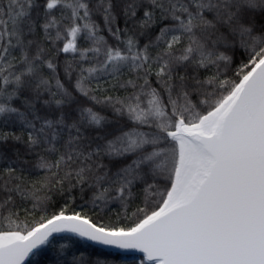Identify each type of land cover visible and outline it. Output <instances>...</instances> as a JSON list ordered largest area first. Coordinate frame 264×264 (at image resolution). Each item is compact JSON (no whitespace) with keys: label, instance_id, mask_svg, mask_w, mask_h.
<instances>
[{"label":"snow or ice","instance_id":"6c2138e0","mask_svg":"<svg viewBox=\"0 0 264 264\" xmlns=\"http://www.w3.org/2000/svg\"><path fill=\"white\" fill-rule=\"evenodd\" d=\"M85 243L264 264V0H0V264Z\"/></svg>","mask_w":264,"mask_h":264},{"label":"trees","instance_id":"16d2710c","mask_svg":"<svg viewBox=\"0 0 264 264\" xmlns=\"http://www.w3.org/2000/svg\"><path fill=\"white\" fill-rule=\"evenodd\" d=\"M110 214L114 215V213ZM84 247L87 249L86 258L106 260L107 264H140L141 258H123L119 254L108 252L92 245L89 246L87 243L84 244Z\"/></svg>","mask_w":264,"mask_h":264},{"label":"water","instance_id":"95a60500","mask_svg":"<svg viewBox=\"0 0 264 264\" xmlns=\"http://www.w3.org/2000/svg\"><path fill=\"white\" fill-rule=\"evenodd\" d=\"M92 246L100 248V249L108 251V252L119 254L123 258H128V259L141 258V254L138 252H124V251H120V250L113 249V248L102 247L99 245H92Z\"/></svg>","mask_w":264,"mask_h":264}]
</instances>
